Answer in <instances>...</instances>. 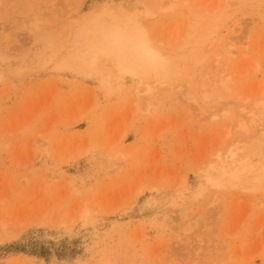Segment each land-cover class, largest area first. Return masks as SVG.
Wrapping results in <instances>:
<instances>
[{
    "label": "rangeland",
    "instance_id": "1",
    "mask_svg": "<svg viewBox=\"0 0 264 264\" xmlns=\"http://www.w3.org/2000/svg\"><path fill=\"white\" fill-rule=\"evenodd\" d=\"M166 1L0 0V264H264V179L244 169L264 168V137L238 166L226 147L248 133L223 138L250 109L264 119V0ZM85 16L138 17L159 46L187 38L198 55L164 86L103 57L69 67L66 37ZM225 43L229 89L204 101Z\"/></svg>",
    "mask_w": 264,
    "mask_h": 264
},
{
    "label": "bare ground",
    "instance_id": "2",
    "mask_svg": "<svg viewBox=\"0 0 264 264\" xmlns=\"http://www.w3.org/2000/svg\"><path fill=\"white\" fill-rule=\"evenodd\" d=\"M167 1H169V5L166 8H164V10L166 11L167 10L173 11L174 3L176 1L177 2L180 1L182 2V4L184 3L185 5H188L187 3L189 2V0H167ZM188 18H189L188 19L189 25L187 26L185 33H192V31L194 30V26L198 25L201 22L200 14H194L193 17H188ZM95 20L96 19H94V17L92 16L91 17L85 16L82 19L75 20L74 23L70 26L69 32L66 37L67 49L66 48L65 49L67 51L62 59V61L65 60V63L69 67H75L83 71L88 70L89 68L95 66L96 64L98 65V61L103 57L106 61H111L113 66L122 72H129L134 75H137L140 78L153 77L157 82V84H159V86H164L167 84L172 85V80L170 79L172 77L171 76L172 73L175 72L179 73L178 71L179 62L177 61L178 59L189 58L192 55L195 56V54L198 55L196 49L197 48L196 41L187 38L181 40V42L179 41L180 44L179 45L176 44L175 48L174 45L172 44L173 45L172 47L174 49H172L171 47L170 50H166L165 47L159 46L157 40L154 39L155 36L153 37V34L151 35L149 29L141 23L138 17L134 18L133 23H131L128 20L122 19L123 20L122 22H116L111 24H100L97 20L96 21ZM237 31H238L237 29L232 28V35L229 36V40L231 38L233 39V37L239 38V35H236ZM158 42L161 43L160 41ZM225 44L226 45H223L221 48H219L213 53V58L217 61V63H215L214 65L217 64V66L215 67V69L212 68L214 67L212 66L211 70L209 71L210 73H207V78H209V81H212L210 80L211 78L214 79L213 77L215 76V73L218 70L221 73L222 70L220 68V64L223 63L221 59L225 56V54L232 56L235 55V50L234 48H232V45L229 43H225ZM52 51L54 50L52 49ZM62 65L64 66V62L62 63ZM222 69H224V67H222ZM255 70H257V68H255ZM223 73L224 72H222L217 78H215L214 79L215 81L213 80L215 86L213 87L211 86L212 89L211 88L206 89L205 87L202 88V90L206 89L205 91L203 90L204 101L211 100V102H213L216 101L218 97L220 98V96L218 95L219 86H221V88L224 87L223 89L225 90L229 89L227 87L229 78H227V75ZM198 80H200L199 83H201L202 86L206 85L200 77H198ZM209 83L211 84V82ZM182 88L183 86L180 87V89ZM144 91L145 93L143 97L146 95L144 97L145 100L147 96L152 97V95L154 94L153 93L154 90L152 87H149ZM193 100L198 102L197 96ZM245 101H247V99ZM151 102L152 101H150V103ZM151 104H153V102ZM225 105L229 106V103H226ZM256 106L263 107L264 99H259L256 103ZM247 107L242 106V110H245ZM246 113L252 114L253 115L252 119L251 120L247 119L245 121L241 120L239 122L240 120L239 117V120H237V122H239L237 123L238 125L235 126L233 129H231L230 127L229 130L228 127L226 130L227 132L225 134V137L223 136V138L228 139L234 133V130L237 129L239 131L242 132L244 131L248 133L247 136L240 137L239 139L234 140L233 142L231 141L229 146L227 144L228 147H226L227 150L225 151V156L224 155L223 156L231 164H235V166H238L240 164V163L238 164V162H240L241 160L240 159L241 153L243 151L250 150L254 141L261 140L262 137H264V119L262 118V113L259 112L256 108L250 109ZM258 122H260L261 124L259 123V125L263 127L260 128L257 133H254L253 135L251 134L249 135V131ZM258 143L260 142L258 141L257 144ZM7 145H9L7 142L2 141L0 143V148H4ZM252 150L254 149L252 148ZM30 160L31 163L34 162L33 159ZM250 166L253 167V164ZM244 169H246L245 172L247 173L246 178L261 182L264 179L263 167L259 166L257 168L258 171L257 174H253V175H251L252 170L245 164H244ZM250 188L253 187L251 186ZM2 225L3 228H5V224L2 223ZM223 248L224 247L222 248L216 247L215 251L221 252ZM214 264H227V258H224L222 262L215 261Z\"/></svg>",
    "mask_w": 264,
    "mask_h": 264
}]
</instances>
